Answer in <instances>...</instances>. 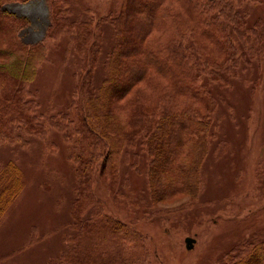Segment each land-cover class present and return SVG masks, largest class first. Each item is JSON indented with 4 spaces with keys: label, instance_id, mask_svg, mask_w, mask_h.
<instances>
[{
    "label": "rangeland",
    "instance_id": "obj_1",
    "mask_svg": "<svg viewBox=\"0 0 264 264\" xmlns=\"http://www.w3.org/2000/svg\"><path fill=\"white\" fill-rule=\"evenodd\" d=\"M164 1L173 9L171 0ZM5 8L30 19L18 32L24 42L44 43L45 58L27 97L35 101L44 128L22 134L20 141H0V164L13 160L23 179V189L0 219V264L56 261L81 246L79 233L86 243L102 242L107 253L100 264H229L264 244V3L246 7L248 23L261 19L263 33L252 36L248 47L257 53L241 55L235 72L215 75L188 42L202 82L216 100L195 197L178 193L151 202L152 156L140 132L121 153L114 181L101 173V159H92L85 208L77 204L74 161L80 132L72 138L67 134L80 129L74 110L88 62L95 65V86L107 75L128 1L21 0ZM0 79L3 91L6 82ZM94 146L92 153L102 156L101 142ZM187 236L195 238L191 249ZM86 254L94 258L92 250Z\"/></svg>",
    "mask_w": 264,
    "mask_h": 264
},
{
    "label": "trees",
    "instance_id": "obj_2",
    "mask_svg": "<svg viewBox=\"0 0 264 264\" xmlns=\"http://www.w3.org/2000/svg\"><path fill=\"white\" fill-rule=\"evenodd\" d=\"M17 1L21 0H0V77L6 82L0 90V141L8 142L20 141L28 132L42 133L44 128L35 101L27 100L29 83L45 58L44 43L22 40L18 32L30 25V19L5 8L7 2ZM127 1L116 44L109 52L107 75L95 86V65L88 62L80 83L81 102L74 110L80 129L70 128L67 134L72 138L80 132V149L74 157L78 208L88 204L92 159L100 158L101 173L114 181L121 153L135 144L140 132L152 156L151 202L178 193L195 197L216 100L202 82L188 42L203 67L220 77L221 71H236L241 55L257 53L248 44L262 32L261 19L248 23L246 7L264 0H171L173 9L164 0H133L132 6ZM81 59L87 61L85 51ZM1 83L0 79V87ZM93 140L105 148L102 156L92 153ZM22 189L18 165L13 160L0 164V219ZM77 240L81 246L47 264H100L107 253L102 242L86 243L80 233ZM263 245L257 243L246 258L229 264H264ZM88 250L94 258L86 254Z\"/></svg>",
    "mask_w": 264,
    "mask_h": 264
},
{
    "label": "water",
    "instance_id": "obj_3",
    "mask_svg": "<svg viewBox=\"0 0 264 264\" xmlns=\"http://www.w3.org/2000/svg\"><path fill=\"white\" fill-rule=\"evenodd\" d=\"M194 241H195V238H192V237H190V236H187V237L185 238L186 247H187L188 249H191V248L193 247V245H194Z\"/></svg>",
    "mask_w": 264,
    "mask_h": 264
}]
</instances>
